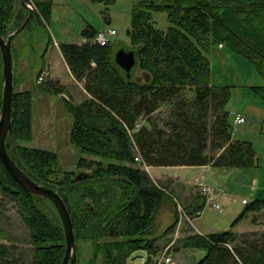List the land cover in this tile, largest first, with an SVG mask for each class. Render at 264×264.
<instances>
[{
    "label": "trees",
    "instance_id": "1",
    "mask_svg": "<svg viewBox=\"0 0 264 264\" xmlns=\"http://www.w3.org/2000/svg\"><path fill=\"white\" fill-rule=\"evenodd\" d=\"M89 1L105 6L115 2ZM14 3L0 0L2 37L20 27L27 16L20 7L16 11ZM35 8L22 32L33 22L47 29L52 1L36 0ZM156 12L166 14V31L154 27ZM103 18L108 23L105 10ZM95 33L87 24L80 33L85 43L58 45L72 76L90 96L75 105L64 102L72 119L69 142L81 154L75 169L64 171L55 152L25 145L33 137L34 99L31 92H18L15 87L6 149L31 179L53 189L64 201L77 259L79 244L88 242L91 253L86 264H127L138 250L147 253L144 264H155L154 257L164 248L157 240L170 234L178 215L174 211V222L163 234L157 233L158 213L172 198L142 165L256 167L254 145L232 137L233 123L226 109L232 87L212 84L210 55L218 45L240 55L261 78L262 84L249 90L264 102V0H137L126 36L136 52V67L145 75L142 78H127L113 61L112 44L100 46L93 41ZM43 85L47 91L62 89L54 81ZM1 96L0 54V107ZM163 106L165 117L160 116ZM260 133L264 136V122ZM80 172L88 175L78 181ZM0 195L15 205L31 245L27 255L16 245L0 242V264H61L65 240L57 213L50 216L43 199L25 192L1 161ZM196 198L191 208L185 207L189 215L204 206L202 196ZM263 210L264 198L245 203L231 227L249 214L255 223L254 216ZM179 249L203 250L205 255L195 264H264V231L187 234L178 240L175 251Z\"/></svg>",
    "mask_w": 264,
    "mask_h": 264
},
{
    "label": "rangeland",
    "instance_id": "2",
    "mask_svg": "<svg viewBox=\"0 0 264 264\" xmlns=\"http://www.w3.org/2000/svg\"><path fill=\"white\" fill-rule=\"evenodd\" d=\"M29 1L31 2L32 6L35 8L36 0H29ZM86 1L88 2L87 4L88 7H86L85 5ZM136 1L137 0H115L113 4L109 6H105L104 4H100V3H96V4L91 3L89 0H53V6L51 8V14H50V19H49L47 29H43L40 26L38 27V25L36 26L38 28L34 32H32V36H33L32 45L36 48L40 45L45 46L47 42H49V40H50V43H52L53 36L58 42L76 43L78 41H81L82 38H81L79 30H81L85 26V24L88 22L96 30H102L105 28L114 29L117 32V34L114 37L110 38L112 44L114 42L113 47L117 49L123 48L125 50H129L131 46L126 36V30L130 27L131 7ZM14 4H15L16 11H18L19 5L17 4V2H15ZM34 8L33 10L34 12H36ZM104 10L110 17L109 23L105 22L103 18ZM33 24H35V22H33ZM153 25L155 28L161 31H166V29L169 26L167 18H166V14L163 12L153 13ZM25 32H21L14 39L13 44L15 43V41L19 39L22 40ZM16 55L12 53L13 68L16 66V63H17ZM231 55L235 56V58L237 59H240L245 64L237 62L236 61L237 59L228 61L229 62L228 63L229 67L227 69L228 75L225 81H228L231 78H235V80H237L241 85L255 84L254 80L256 81L257 84L259 85L262 84L261 78L258 76V74L254 72L250 64H248L238 54H231ZM210 59H211V56H210ZM134 69L136 70L137 68H134ZM219 73H220L219 61L214 60L213 75H214L215 80L219 79L218 78ZM48 96L51 102L56 101L57 99L56 95L48 94ZM238 97H239L238 95L233 94L232 92V96L229 102L230 103L229 105H231L230 106L231 108L239 106ZM60 101L62 105H64V102L62 100ZM39 102L40 101H38V103ZM165 108L166 107L163 106L160 110L161 117H165L164 115ZM230 110L231 112L236 111V109H230ZM51 117H52L51 123H54V121H56V118L53 116V114L51 115ZM158 117L159 115H156V118ZM49 119H50V116H49ZM63 119H64V116H63ZM69 120L71 121V117H69ZM140 124L142 123H139V125ZM70 128L71 127H49L50 130L48 131L47 135L42 133L43 139L42 141L38 142V144L35 140L29 143H26V144L24 143V144L30 148H37V149L42 148L43 150H49V151L58 153L60 167L64 171H73L75 169V163L77 162V159L79 157V151L74 145H72L69 142ZM85 157L89 158V156H85ZM141 168L144 169L151 176H156L158 178H161L162 176H165V177L174 176L176 174V175H179L183 179L190 178V180L193 181L191 182V184L187 185V187L189 186L188 188L189 194H187L186 196L187 201L183 202V199L178 198L177 195L172 194L170 192L168 180L159 181L155 179V181L160 186L166 187L167 191L170 192L171 196L175 199V201L172 199L170 203L167 202L168 208L166 207L163 208V209L171 208L174 215H175V212L178 215V218H177L178 223L176 222L177 224L172 229L169 236H167L164 239L165 244H166V243H170L172 238L177 236L173 245L166 252L168 256L171 257L173 264H195L196 262L201 260V258L204 256L202 254L201 255L196 254L194 257L189 256L185 258L182 252H180L179 255L174 253L176 252L175 246L178 243V240L182 238L181 234H184L182 233L184 232L182 230L183 224L187 225L189 230L192 231L193 229L192 223L194 222L195 225L197 226L199 225V227L197 228L203 233L206 232V230H208L207 228H209L210 226H214L215 228H218L219 231H229V230H232L231 223L233 222V220H235L236 216L240 212H242V210L244 209V205L241 204V199L244 196H242L239 193L231 197L232 201L230 199L227 202L226 200L223 199V201L221 202L222 197H224V194L222 192V187L220 185L211 183L209 180L205 178L204 173H202L198 169L180 170L178 167H151L150 169H148L147 166H143V165ZM198 181L203 182L204 184L214 189L218 193V196L209 205L206 204L204 206L202 215L198 220H194L193 222H190L192 220L191 218L192 216H189V214L186 213L185 210L187 208L185 207L190 206L188 208H191V206L195 203L193 199L194 197H197L196 194H198L197 188L195 187V185L198 184L197 183ZM195 200H197V198H195ZM198 200L201 201V199H198ZM43 203H44L46 212H48L50 216L56 213L55 209L48 201L43 199ZM216 204L219 205V208L215 207ZM53 211H55V213ZM233 211L236 212L235 217L232 219H228L231 216L230 213H232ZM161 213H162V210L161 212H159V215H158L159 217L157 216L158 217L157 221H159L157 233L160 235L173 222V217L170 216V214L165 213L166 215L162 217ZM252 217H253V214H249L243 220H241L240 230L257 232V233L263 232L264 231V210L260 213H257L254 216L256 217L255 223H252ZM187 219H189L190 221L188 222ZM178 224H179V228L177 230L178 232H176V228ZM252 229H255V231H252ZM193 233H190V234H193ZM173 234H174V237L172 236ZM196 234L198 233L196 232ZM0 242L4 244H8V245H16L25 254L27 255L30 254L31 245L29 242L28 231L24 225L23 219L19 215L15 205L9 200L2 197L1 195H0ZM75 247H76V244H75ZM194 251H199L195 253L202 252L201 250H196V249ZM90 253H91L90 244L88 242L79 244V256H78V259L76 260V263L78 262L79 264H86L89 259ZM184 253H189V251L186 250ZM97 264H101V261H98Z\"/></svg>",
    "mask_w": 264,
    "mask_h": 264
},
{
    "label": "crops",
    "instance_id": "3",
    "mask_svg": "<svg viewBox=\"0 0 264 264\" xmlns=\"http://www.w3.org/2000/svg\"><path fill=\"white\" fill-rule=\"evenodd\" d=\"M87 4L88 2L86 1L85 2L86 7H88ZM52 6H53V0H52ZM109 20L110 17L108 15V23ZM87 24L90 23L87 22L85 26ZM36 26L37 24L32 23L30 29H28V31H26L25 34L23 35L22 40L19 39L15 41L14 44H13L14 42L13 40L12 49L14 55H16L17 53L16 55L17 63L13 69L14 80L16 83L14 85L15 90L18 92L29 91L33 95L34 103H33V113H32V136H33L32 141L35 140L38 144V142L42 141L43 139L42 135L43 134L47 135L48 131L50 130L49 127H71L72 119L71 121L69 120V117L71 116L69 112L65 109V104L62 105L60 100L75 105V104H79L81 101L89 98L90 96L83 89L82 82H78L74 79L68 68V65L66 64L58 48V45L64 42H58L55 39V37L52 35L53 36L52 43L47 42L45 46L40 45L37 48L32 45L33 44L32 32H34L39 27ZM84 27L81 30H79L80 33L84 29ZM85 42L86 40L82 38L81 41H78L75 44H81ZM113 44H112V49L114 52L115 50H117V48H114ZM231 54H235V53L229 51L222 45H218L213 48L210 55L211 82L215 86H231L232 87L231 96H232V92L233 94L239 96L238 97L239 106L231 108L230 107L231 105H229L230 100L226 105V109L230 112V116L232 118V123H233L232 137L233 139L236 140L250 141L254 145L256 151V167L248 168V169H244V168L222 169V168H213L209 166L178 167V168L180 170L198 169L202 173H204L205 178L209 180L211 183L220 185L222 187V192L224 194V197H222L221 202L223 201V199L228 202L231 199V197L239 193L242 196H244L241 199V204L245 205V203L250 202L253 199L264 198V139H263L264 136L260 133L264 122V102L249 90V86L259 85L256 83V81L253 78L252 79L254 80L255 84H250V85L249 84L241 85L237 80H235V78H231L230 80L225 81L228 75L227 72V69L229 67L228 61L237 59L235 58V56H232ZM214 60H218L220 66V73L218 77L219 79L217 80L214 79V75H213ZM236 61L245 64L240 59H237ZM42 69L48 71V77L46 80L57 82L58 86L62 88L59 92L47 91L42 88L44 87L43 84L37 83L36 78ZM133 75L141 78L145 77V75L142 72H140L138 69L134 71ZM48 94L56 95L57 97L56 101L51 102ZM38 101L40 102L38 103ZM229 108L236 109V111L231 112ZM52 114L56 118V121H54V123H51ZM237 115L244 117L245 122L242 124L235 123L234 120ZM80 157L81 154L79 153L78 159ZM150 168L151 167H149V169ZM151 178L154 180L157 179L159 181L168 180L170 192L172 194L177 195L178 198L183 199V202L187 201L186 196L187 194H189L188 192L189 186L187 187V185L193 182L190 180V178L183 179L176 174L174 176H167V177L162 176L161 178H158L156 176H151ZM195 198L196 197H194L193 199L194 202H195ZM165 207L168 208L167 206H164L163 208ZM163 208H161L162 210L161 216L162 217L165 216L166 215L165 213L170 214V216L173 217V222H174V213L172 209L171 208L163 209ZM161 210L159 212H161ZM230 215L231 216L228 219L234 218L236 212L233 211L232 213H230ZM199 218L195 220H198ZM240 222L241 220L237 222V224L234 227H231L232 230L229 231L236 234H244L247 232L250 233V231L240 230V224H241ZM182 227H183L182 230L184 231L182 233L184 234H181V237H184L185 235L193 232H197L198 234L201 235L217 233V232H228V231H219L218 228H215L214 226H210L209 228H207L208 230H206V232L203 233L197 228L199 227V225L198 226L195 225L194 222L192 223V228H193L192 231L189 230L188 226L185 224H183ZM252 231H255V229H252ZM166 237L167 236L160 237L157 240V243L159 245L162 242L161 246H163L164 248L167 245V243L165 244V240H164ZM186 250H188L189 253H184ZM194 250L195 249H180L179 251H176L174 253L179 255L180 252H182L185 258L189 256L194 257L196 254L205 255V252L203 250H201L202 251L201 253H195L199 251H194ZM146 258H147V253L145 251L138 250L132 253V255L128 258L127 264H144Z\"/></svg>",
    "mask_w": 264,
    "mask_h": 264
},
{
    "label": "water",
    "instance_id": "4",
    "mask_svg": "<svg viewBox=\"0 0 264 264\" xmlns=\"http://www.w3.org/2000/svg\"><path fill=\"white\" fill-rule=\"evenodd\" d=\"M19 2L27 16L16 30L9 33L6 37L0 35V54L2 60V96L0 107V161L12 177V179L27 193L33 194L48 201L55 209L62 226L65 251L61 264H75L77 260L76 247L73 227L71 224L68 209L62 198L51 188L45 187L31 179L20 167L10 158L6 149V138L11 134V110L13 84V57L12 40L17 36L33 18V12L26 4L25 0H15ZM113 61L115 65L130 78L136 68V52L130 48L117 49L113 52ZM87 173L80 172L76 175V180L87 177Z\"/></svg>",
    "mask_w": 264,
    "mask_h": 264
},
{
    "label": "built area",
    "instance_id": "5",
    "mask_svg": "<svg viewBox=\"0 0 264 264\" xmlns=\"http://www.w3.org/2000/svg\"><path fill=\"white\" fill-rule=\"evenodd\" d=\"M30 8H33L32 4H29ZM116 34V31L113 29H102L96 32L95 36H94V41L99 44L100 46H105L106 44H108L110 38L112 36H114ZM47 75L46 72H42L41 75L38 77V82H41L44 80V77ZM235 121L237 123H243L244 122V118L243 117H239L237 116ZM136 161H139V157L136 156L135 157ZM198 188L201 192L202 195L205 196L206 201L210 204L211 202L214 201V199H216V197L218 196V193L212 189L210 186L204 184L203 182H198ZM216 208H219V205H215ZM201 215V211H197L194 213V217H199ZM189 220V219H188ZM157 264H172V260L170 257H160L156 259Z\"/></svg>",
    "mask_w": 264,
    "mask_h": 264
}]
</instances>
